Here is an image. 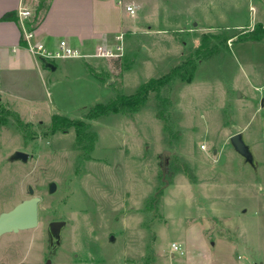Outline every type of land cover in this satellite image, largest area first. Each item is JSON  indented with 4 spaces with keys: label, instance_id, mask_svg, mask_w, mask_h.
Masks as SVG:
<instances>
[{
    "label": "rangeland",
    "instance_id": "obj_1",
    "mask_svg": "<svg viewBox=\"0 0 264 264\" xmlns=\"http://www.w3.org/2000/svg\"><path fill=\"white\" fill-rule=\"evenodd\" d=\"M121 1L135 14L122 17L127 29L105 46L118 57L65 61L49 88L52 114L47 99L16 101V112L0 105V213L29 198V188L40 199L35 228L0 237V264L213 260L187 251L189 221L201 224L206 245L231 246L225 264H249L239 256L264 263V91L257 89L264 44L239 40L261 28L256 1ZM204 36L217 50L198 63L191 82L177 79L151 93L136 113L84 119L95 104L131 95L182 63ZM53 115L88 123L92 149L76 142L74 128L52 132ZM237 133L252 164L229 143ZM16 151L27 160H11ZM55 221L66 225L50 250Z\"/></svg>",
    "mask_w": 264,
    "mask_h": 264
},
{
    "label": "crops",
    "instance_id": "obj_2",
    "mask_svg": "<svg viewBox=\"0 0 264 264\" xmlns=\"http://www.w3.org/2000/svg\"><path fill=\"white\" fill-rule=\"evenodd\" d=\"M255 1L258 23L264 30V0ZM37 3L38 0L32 1L34 13L31 26L35 31L36 40L44 43L48 48H54L60 40H64L83 54L92 55L84 49L91 47L95 50L98 46H109L127 29L122 23V17L129 16V14L122 7L121 0H48L42 19L34 23ZM126 3L134 2L127 0ZM19 4L20 0H0V105L16 112L17 109H14L17 106L16 101H45L47 99L45 108L49 114H52L48 104L51 102L49 88L54 87L55 77L57 73L64 70L65 61L68 59H63L58 63L54 61L51 64L54 65L55 70H51L45 66L43 61H37L28 54L24 49L16 16ZM7 13H11L12 18L2 20ZM260 43L264 44V37L257 42V44ZM260 84L257 89L264 91V81ZM27 122L30 123V121ZM187 225V230L190 229L194 233L192 240L190 237L184 242L188 247L187 251L194 254L192 257L213 258L211 261L208 259L209 261L199 264H225L226 256L232 257L231 246L224 241L217 240L211 242L209 246L206 245L199 231L201 224L189 221ZM234 259L249 264H264L242 256L234 257Z\"/></svg>",
    "mask_w": 264,
    "mask_h": 264
},
{
    "label": "trees",
    "instance_id": "obj_3",
    "mask_svg": "<svg viewBox=\"0 0 264 264\" xmlns=\"http://www.w3.org/2000/svg\"><path fill=\"white\" fill-rule=\"evenodd\" d=\"M48 0H38L35 8L34 23H38L46 9ZM12 14L7 13L2 17V20L11 19ZM264 37V30L260 27H255L250 32L239 35L240 41H259ZM211 38L204 36L201 40L199 47L182 63L173 67L166 74L149 79L147 82L142 83L135 93L131 95L117 94L114 98L106 103L95 104L85 115L84 119L88 121L99 119L100 117L110 114H117L121 112L136 113L143 106H145L148 96L151 93L159 94L163 88L179 79L181 81L191 82L198 63L211 55H213L217 47L210 45ZM10 114L9 112H7ZM20 126H26L21 122ZM74 128L76 131V142L82 145L84 149L91 150L95 140V134L89 129V124L81 120H71L67 117L53 115L51 117L50 129L52 132Z\"/></svg>",
    "mask_w": 264,
    "mask_h": 264
},
{
    "label": "water",
    "instance_id": "obj_4",
    "mask_svg": "<svg viewBox=\"0 0 264 264\" xmlns=\"http://www.w3.org/2000/svg\"><path fill=\"white\" fill-rule=\"evenodd\" d=\"M45 66L51 70L55 67L51 63L44 62ZM229 143L234 151L244 158L249 164H252V155L249 147L244 142L240 133L234 134L229 138ZM168 153L164 152L163 156ZM28 155L16 151L11 156V160H20L25 162ZM55 189L53 183L49 184V192ZM29 198L22 200L13 206L10 210L0 213V237L9 233H18L20 231L33 229L38 224V203L40 199L33 196V190L29 188ZM66 225L65 221H55L48 224V234L50 239V250L59 244L61 239V231Z\"/></svg>",
    "mask_w": 264,
    "mask_h": 264
},
{
    "label": "built area",
    "instance_id": "obj_5",
    "mask_svg": "<svg viewBox=\"0 0 264 264\" xmlns=\"http://www.w3.org/2000/svg\"><path fill=\"white\" fill-rule=\"evenodd\" d=\"M33 0H20V4L16 10L17 20L21 29V39L24 44V49L30 54L35 60L53 63L56 60L63 59H78L86 57H98V58H113L118 57L116 52L112 49H108L102 46H98L95 49V53L92 55L83 54L81 51L72 48L66 41L60 40L54 48H48L44 43L39 42L35 38V31L31 26V18L34 13L32 6ZM124 10L129 15L135 14V7L132 5H125ZM120 39V36L116 37ZM119 48L116 49L118 51ZM204 149V146H202ZM172 251L183 253V250L176 244H171Z\"/></svg>",
    "mask_w": 264,
    "mask_h": 264
}]
</instances>
